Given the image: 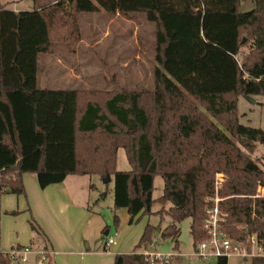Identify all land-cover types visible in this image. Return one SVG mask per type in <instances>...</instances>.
<instances>
[{"label":"trees","instance_id":"1","mask_svg":"<svg viewBox=\"0 0 264 264\" xmlns=\"http://www.w3.org/2000/svg\"><path fill=\"white\" fill-rule=\"evenodd\" d=\"M32 1V10L19 11L0 1V192L24 194L25 173L37 174L41 188L72 174L113 177V208H126L133 224L152 213L160 175L158 201L171 204L173 220L165 236L177 243L179 224L191 218L197 243L206 237V198L221 174L223 229L240 241L264 240V197H256L264 160L249 155L264 143V130L237 115L240 95H264V0L247 12L240 10L246 0ZM100 10L154 23L153 89L38 87L40 55L73 53L80 15ZM120 148L129 170H117ZM31 227L41 235L33 219ZM160 227L147 224L136 248ZM0 264L12 263L1 255ZM114 264L151 263L134 251L117 254Z\"/></svg>","mask_w":264,"mask_h":264},{"label":"rangeland","instance_id":"2","mask_svg":"<svg viewBox=\"0 0 264 264\" xmlns=\"http://www.w3.org/2000/svg\"><path fill=\"white\" fill-rule=\"evenodd\" d=\"M8 9L32 10V0H0ZM255 7L253 0L242 1L240 10L247 12ZM82 28V42L73 53L40 55L38 62V87L48 89H67L79 87L98 90H128L153 89V70L156 65L154 59V28L153 22L143 14H136L132 18L115 16L104 10L95 13H83L79 17ZM246 49L249 48L247 38ZM71 86V87H69ZM237 115L243 125L264 130V95L238 97ZM250 157L261 164L264 160V143H258L256 149L249 153ZM130 169L126 151L120 148L117 155V170ZM82 179H92L98 186L95 195L99 206L105 212L113 209L114 179L102 180L97 175H88ZM164 180L157 175L154 180L152 213L143 215L133 224L124 225L118 230L114 228L109 235L118 232L116 240H120L126 233L137 236L136 243L147 224L161 226L154 233L153 240L144 247H138L145 253H175V264H190L196 259L194 252L196 243L191 234V218L180 224L178 242L165 236L166 228L173 223L167 213L171 204H161L158 198L162 196ZM20 202L22 197H18ZM17 199V198H15ZM1 204V202H0ZM10 205V204H9ZM0 206V243L2 251H8L17 243L30 245L32 232L29 216L24 211L22 202H15V206ZM163 210L161 213L160 211ZM109 213V212H108ZM132 225V227L130 226ZM126 234V236H127ZM108 237V235L106 236ZM130 239H132L130 237ZM32 253L27 257L28 264L37 257L35 251H40L37 244L30 245ZM114 246L112 245L111 248ZM145 248V249H144ZM143 254L145 255V253ZM46 254V253H45ZM42 256L41 254H39ZM14 264V263H12ZM228 264H252L251 259L230 257Z\"/></svg>","mask_w":264,"mask_h":264},{"label":"crops","instance_id":"3","mask_svg":"<svg viewBox=\"0 0 264 264\" xmlns=\"http://www.w3.org/2000/svg\"><path fill=\"white\" fill-rule=\"evenodd\" d=\"M113 15L119 16V13ZM74 88L79 87L70 89ZM85 176L88 175L72 174L60 183L41 188L37 174L25 173L24 194L0 192L1 207L10 204L11 209L17 200L19 204L22 202L24 211L29 216L32 232L29 243L37 244L40 251L34 252L37 257L28 264H114L115 256L119 253L144 252L136 248L142 235L136 243L138 237L126 233L127 236L125 234L119 241L115 239L113 244L106 246V236L112 231L114 216L119 218L118 226L114 225L118 230L126 223L129 224L130 215L126 208H113L109 213L102 210L95 195L98 186L92 179H82ZM20 196L21 202L18 198ZM32 219L41 229L40 236L35 235L32 230ZM26 246L28 245L17 243L11 248ZM42 251L46 253L45 258L39 255Z\"/></svg>","mask_w":264,"mask_h":264},{"label":"built area","instance_id":"4","mask_svg":"<svg viewBox=\"0 0 264 264\" xmlns=\"http://www.w3.org/2000/svg\"><path fill=\"white\" fill-rule=\"evenodd\" d=\"M223 178L221 174H216L215 194L206 198L204 208L205 216L202 222L206 237L196 243L194 255L195 261L201 264H214L218 257L225 256L241 257L243 259H253L255 257H264V240H260L256 234L249 235L245 241L232 238L222 227L226 219V214L221 209V202L225 198L220 197L219 189L222 186ZM256 197H264V186L258 187ZM114 235H108L106 246L109 247L115 242ZM33 251L31 246L13 247L8 251L0 250V256L7 258L14 264H25L28 255ZM145 253V252H144ZM45 258V252H40ZM146 260L151 264H175L174 260L179 254L175 253H145Z\"/></svg>","mask_w":264,"mask_h":264},{"label":"water","instance_id":"5","mask_svg":"<svg viewBox=\"0 0 264 264\" xmlns=\"http://www.w3.org/2000/svg\"><path fill=\"white\" fill-rule=\"evenodd\" d=\"M245 40L246 39H243V42H245ZM106 233L108 234V232H106ZM190 264H201V262L198 260L197 261L194 260V261H191Z\"/></svg>","mask_w":264,"mask_h":264}]
</instances>
